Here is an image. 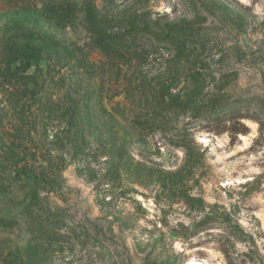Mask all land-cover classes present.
I'll return each mask as SVG.
<instances>
[{"label":"rangeland","instance_id":"rangeland-1","mask_svg":"<svg viewBox=\"0 0 264 264\" xmlns=\"http://www.w3.org/2000/svg\"><path fill=\"white\" fill-rule=\"evenodd\" d=\"M193 1L92 0L212 34L137 62L91 43L84 0H0V166L32 176L0 167V264H264V0ZM222 95L236 115L169 111Z\"/></svg>","mask_w":264,"mask_h":264},{"label":"trees","instance_id":"trees-1","mask_svg":"<svg viewBox=\"0 0 264 264\" xmlns=\"http://www.w3.org/2000/svg\"><path fill=\"white\" fill-rule=\"evenodd\" d=\"M8 1L10 3H20L24 0ZM48 1L54 2V0ZM84 1L86 4L83 7V27L90 36L91 43L99 48L105 56L112 59L115 57L129 56L130 59L141 62L146 60V57L153 50L160 49L168 42L176 45L178 49L184 52L186 50L189 51L193 45L203 44L211 39L212 34L210 30L190 24H179L175 22L160 24L141 14L126 17L100 16L97 14L92 0ZM188 4L191 8L195 9L196 4L193 0H188ZM32 51H34L32 56H38L40 49ZM28 58L29 56L24 55L20 61L26 62ZM239 100L238 98L233 99L231 96L222 95L212 100L209 104H201L198 106L173 101L169 106V111L188 113L194 119L202 118L207 121H214L222 117L236 115V111L231 109L233 108L231 105L235 102L238 103ZM70 113L74 115L71 116L73 122L69 126L72 131H67V133L70 135L68 143L72 145L77 141L79 134L83 131L84 124L81 120H76V114L73 110H70ZM224 129L238 134L244 133L246 128L244 127L243 129H236L234 131L232 129L230 130V128ZM0 167L8 171L11 174V179L14 181L19 179L30 181L32 178L30 173L25 169H17L16 167L4 164ZM10 186L11 183L9 181H2L0 184V192H4ZM26 198H28V201H25L24 206L35 204L39 199V193L35 188H32ZM58 215L60 214H53V225L63 221V217L58 218ZM39 225L42 230L53 226L51 222L47 224L41 222Z\"/></svg>","mask_w":264,"mask_h":264}]
</instances>
